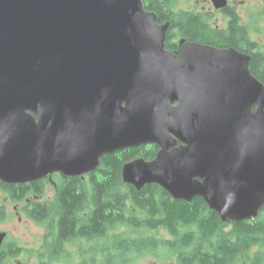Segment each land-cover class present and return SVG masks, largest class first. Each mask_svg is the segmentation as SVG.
<instances>
[{
    "label": "water",
    "instance_id": "95a60500",
    "mask_svg": "<svg viewBox=\"0 0 264 264\" xmlns=\"http://www.w3.org/2000/svg\"><path fill=\"white\" fill-rule=\"evenodd\" d=\"M167 27L142 0H0V181L83 178L104 155L155 145L123 165L125 184L255 220L264 84L235 51L165 50Z\"/></svg>",
    "mask_w": 264,
    "mask_h": 264
},
{
    "label": "trees",
    "instance_id": "16d2710c",
    "mask_svg": "<svg viewBox=\"0 0 264 264\" xmlns=\"http://www.w3.org/2000/svg\"><path fill=\"white\" fill-rule=\"evenodd\" d=\"M169 1L152 0L148 10L156 12L157 23ZM260 64L253 59L250 71L261 82ZM157 150L155 145L121 150L101 157L99 167L83 178H59L56 203L41 218L48 229L56 218L58 247L70 237H84L101 251L103 264H133L145 254L175 256L186 264H264V207L255 220L222 223L201 198L176 201L155 184L136 190L122 181L124 164L152 160Z\"/></svg>",
    "mask_w": 264,
    "mask_h": 264
},
{
    "label": "flooded vegetation",
    "instance_id": "af4514ba",
    "mask_svg": "<svg viewBox=\"0 0 264 264\" xmlns=\"http://www.w3.org/2000/svg\"><path fill=\"white\" fill-rule=\"evenodd\" d=\"M179 1L170 0L162 5L164 17L159 23L156 12L148 10L152 7V0L143 1L145 10L155 14L157 25L168 26L165 50L176 55L186 43L221 51L232 50L249 57V70L253 59L260 60L259 70L261 78L264 77V0H186L191 2L189 9L178 8ZM260 21L261 28L256 26ZM261 83L264 84V80ZM59 178L68 177L53 173L23 184L0 181V264L104 263L101 251L91 247L89 239L84 237H70L58 247L54 216L50 229L41 223L42 210L56 203ZM47 186L54 189L53 197H45ZM27 221L43 230L31 244L25 238ZM145 256L150 254L142 257ZM160 264L186 263L175 259L173 262L161 261Z\"/></svg>",
    "mask_w": 264,
    "mask_h": 264
},
{
    "label": "rangeland",
    "instance_id": "374dc122",
    "mask_svg": "<svg viewBox=\"0 0 264 264\" xmlns=\"http://www.w3.org/2000/svg\"><path fill=\"white\" fill-rule=\"evenodd\" d=\"M191 6V2L186 1V0H180L179 4H178V8H183V9H189ZM257 27L261 28V21L259 23H257L256 25ZM254 37V34H252V38ZM86 182V179H85ZM54 189L51 186H47L45 188V197H53L54 196ZM260 218L262 220H264V212L261 213ZM228 229V228H227ZM42 228L39 227L38 225H34L33 223L30 222H26L25 225V238L28 242L33 243L35 242V240H37V236L42 234ZM159 235L161 238H167V234L162 231L159 230ZM38 244L35 243V245ZM175 256L169 257L167 259H163L161 257H151L150 256H145V257H140L137 260H135L134 264H160V262H173L175 260Z\"/></svg>",
    "mask_w": 264,
    "mask_h": 264
}]
</instances>
